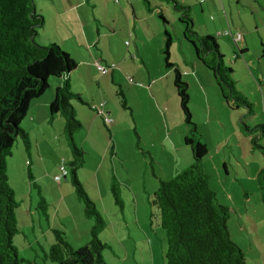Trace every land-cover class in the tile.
Returning a JSON list of instances; mask_svg holds the SVG:
<instances>
[{
    "label": "rangeland",
    "instance_id": "rangeland-1",
    "mask_svg": "<svg viewBox=\"0 0 264 264\" xmlns=\"http://www.w3.org/2000/svg\"><path fill=\"white\" fill-rule=\"evenodd\" d=\"M54 2L35 0L36 11L46 20L45 27L39 29L37 41L56 44L78 63L70 75L74 92L85 102L73 100L77 119L82 124L74 140L84 154V165L77 175L105 224L100 232L101 241L108 246L102 251L103 260L108 264H166V232L159 225L160 213L152 199L160 181H169L186 170L193 154L184 142L188 127L173 85L174 73L164 64L165 44L159 45L155 37L158 30L146 31L141 22H135L134 26L135 16H127L131 10L127 9L126 0ZM185 3L191 7L199 35L210 32L218 38V30L229 32L219 38L220 51L226 66L234 71L237 89L251 101L255 111L246 117L247 110H231L227 106L212 72L198 60L193 46L183 38L184 26L179 23L178 15L164 4L167 24L160 20L163 23L160 26L172 38L170 61L179 68L182 80L188 85L192 119L201 143L208 144L209 155L205 160H210L207 163L211 167L213 156L218 164V150L222 156L233 157L228 163L232 174L239 169L247 172L246 167L236 165L234 156L239 154V146L251 145V138L241 130L242 122L250 127L264 125V0H207L204 5L198 0H188ZM83 4V9L77 8ZM151 4L155 7L157 1L152 0ZM65 5L73 7L72 12L60 14L59 9ZM135 5L141 17L144 0ZM139 8L143 9L141 13ZM142 24L146 25L143 21ZM238 34L241 39L236 40L234 35ZM106 60L114 68V75L111 69L106 74L98 70L97 62L108 66ZM193 64L198 71H194ZM57 82L51 78L50 86L54 88ZM50 90L45 96L51 94ZM98 110H103L111 122L98 115ZM29 119L28 113L21 124L23 129L28 127ZM54 129L51 138L32 136L29 151L18 139L7 158L9 185L19 203L16 210L19 232L13 244L20 258L36 264H54L46 257L55 241L54 229L63 232L71 246L79 249L90 242L91 228L95 225L93 219L85 216V207L70 183L69 162L73 157L64 122L63 128L59 129L55 123ZM260 143L264 145V138ZM251 150L264 162L259 151L252 147ZM252 157L253 154L249 157L250 174L257 166ZM62 167L67 172L66 178ZM29 170L46 200L45 212L39 208V192L29 181ZM212 174L211 188L225 205L224 187H229L218 180L226 179L223 165ZM57 176L62 181L58 182ZM114 179L118 182L122 206L117 205L112 191ZM253 183L258 192L257 180ZM245 190H249L248 186ZM242 192L239 196L234 191L244 199ZM236 200L239 202L238 197ZM258 204L264 212V205ZM237 217L236 214L232 217L231 226L228 223L234 241L239 238L233 227ZM263 218L256 223L258 231L264 229Z\"/></svg>",
    "mask_w": 264,
    "mask_h": 264
},
{
    "label": "trees",
    "instance_id": "trees-1",
    "mask_svg": "<svg viewBox=\"0 0 264 264\" xmlns=\"http://www.w3.org/2000/svg\"><path fill=\"white\" fill-rule=\"evenodd\" d=\"M144 0L145 10L155 13L167 4L178 15L184 26L183 38L193 46L196 57L209 69L220 90L221 97L231 110L245 109L246 117L254 114L251 101L238 90L234 71L226 66L224 55L214 36L199 35L191 15V7L179 0ZM166 17L159 14L164 24ZM46 25L45 18L35 8V0H0V264H36L19 257L13 244L18 234L16 210L19 203L9 185L7 158L12 154L15 143L21 139L25 150H31L29 133L21 127L26 119L30 104L51 88L50 79H61L56 86L49 111L52 118L60 114L64 119V133L73 159L69 162L71 185L77 199L85 207V216L95 221L91 228V240L87 245L74 249L63 232L53 230L55 241L48 256L54 264H108L103 260L102 251L108 246L100 239L105 228L96 205L89 198L78 178L77 171L84 165L83 150L75 143L74 136L81 131L73 100L85 103L74 92L69 80L78 67L77 62L56 44H41L37 41L39 29ZM163 48L165 67L174 73L173 85L179 99L188 132L185 144L192 149V163L169 181L161 180L154 193L152 204L159 210V225L166 232V264H247L246 256L230 234V208L223 205L215 190L211 188L210 176L206 173L204 159L208 147L201 143L196 124L189 107L188 85L182 80L179 68L171 63L169 48L172 38L164 33ZM123 97V96H122ZM124 107L127 106L123 99ZM107 121L105 112L100 110ZM111 120V119H108ZM241 130L251 138V147L263 155L264 125L250 127L244 122ZM63 170L65 168L63 167ZM62 171V170H61ZM67 173V172H66ZM64 176V175H63ZM29 181L39 192V208L47 211L42 191L28 171ZM65 178L67 177L64 176ZM259 192L264 205V166L257 174ZM117 180L112 191L117 205L120 201Z\"/></svg>",
    "mask_w": 264,
    "mask_h": 264
},
{
    "label": "crops",
    "instance_id": "crops-1",
    "mask_svg": "<svg viewBox=\"0 0 264 264\" xmlns=\"http://www.w3.org/2000/svg\"><path fill=\"white\" fill-rule=\"evenodd\" d=\"M126 6L127 9L131 10L129 12V15L127 16H135L133 18V24L134 26L139 22H141V26L143 27L144 30L148 31V28L150 30H158V33H156L157 35H155V37L158 39V41L160 42L159 45H163V43L165 44V36L164 33L166 31H168L167 29H165V31L162 29V25L163 23L160 22L159 19V14L162 11V15L165 16L164 11L165 8H161V10H157L155 13H148L142 8H139V12H142L141 17H138L137 14V10H136V5L135 3H138L139 0H137V2L134 3V0H126ZM188 0H184V3L187 2ZM200 1L201 5L206 4L207 0H198ZM51 2L53 4H55L54 0H51ZM260 4L263 5V3ZM186 5V3H185ZM188 6V5H187ZM80 7H84L83 6H77V8L80 9ZM130 7V8H129ZM83 9V8H82ZM73 7H67L66 5L64 7H61L59 9L60 14H68L70 12H72ZM124 11V10H123ZM202 11L203 13L206 11L204 9V7L202 6ZM80 13V11H79ZM125 13V12H124ZM127 14V13H126ZM192 15V14H191ZM166 17V16H165ZM157 18V19H156ZM129 20V18H127ZM167 19V17L165 18ZM158 20V21H157ZM142 21L145 22V26L142 24ZM162 21V20H161ZM136 22V24H135ZM160 22V23H159ZM167 24V23H166ZM161 25V26H160ZM135 30H137L135 28ZM231 30H230V35L231 34ZM169 33V31H168ZM208 35L213 36L212 33L208 32ZM229 35V34H227ZM135 36H137V33H135ZM218 38H216L220 48H221V43L219 42V38H221L222 36H226V33H223L222 30H218ZM233 36V35H232ZM237 35H234V37ZM244 38V36L242 37V39ZM160 50H162L160 48ZM137 54L138 56H140V50H137ZM139 58H142V64H145V60L143 59L142 56H140ZM107 63V67L112 68V74L114 75L115 70L114 68L109 65L108 60L105 61ZM99 63V62H97ZM78 65V63H77ZM145 66V65H144ZM194 67V71H198L197 66L195 64H193ZM78 68V67H77ZM58 82L55 83L56 85L53 87H51L50 91L51 94L48 96H45V94L43 96H41L39 99L33 101L32 104H30L29 107V115H30V119H29V125L28 127L25 129L29 134V138L32 141V136H41L44 139L46 138H51L52 135L54 134V131H56L54 129V124L57 123V127L59 126L63 128V121L64 119L61 117L60 114H56L54 118L51 117L50 115V111H49V105H51L52 100L54 98V90L56 89V86L59 85L60 83H62L61 79H57ZM69 80L70 83H72V77L69 76ZM135 89H133L134 91ZM103 111V110H102ZM98 115H100V110H98ZM98 120V119H97ZM38 133V134H36ZM60 133V131H59ZM223 145V144H222ZM206 146H208V144L206 143ZM239 149V154H235L236 156H234L235 160H236V165L238 166H244L246 167V171L247 172H243V169H239L238 171H236L235 173H231L230 169L228 168V163L231 160H234L233 157L231 156H227L224 155L222 156L220 151H216V155L219 157L218 161L219 163L217 164L216 161L213 160V156H212V166L209 167L208 165V161L210 160H205L204 161V167L206 170V173L210 176V182L212 184V181L214 179L213 176V171L217 172L218 170L222 169V165L224 167V172H225V177L226 179H219L218 180L220 182H223L226 186L229 187V189H226L224 187V190H226L227 192V196L226 199H224L225 201V206L230 208V214L231 217H229V225L231 226V222H232V217H234V215L236 214L237 217V223H233V227L235 228V230H237L236 235L238 238V240H236L235 242H237V244L240 246V248L243 250L246 259H247V264H264V250H262V246L264 248V229L262 231L259 230L258 231V226L256 225V223H260V218L264 217V212L261 208V206H259V204L257 205V203H263L260 192H259V188H258V192L255 188V185L253 183L256 182L257 180V174L261 171V169L264 166V162H262L260 160V158H258L255 155V152L251 150V145H242L241 147H238ZM214 153V152H213ZM212 153V155H213ZM251 154H253V159L256 161V167H255V171L250 174V172L252 171L250 169V156ZM209 155V154H208ZM216 156V157H217ZM32 164H30L31 166ZM243 172V173H242ZM245 174V175H244ZM62 181V180H61ZM227 181V182H226ZM249 188V190H252V192H249V190H245V187ZM63 188V187H62ZM234 191L241 196V192L243 191L245 193V198L244 199H240L238 195H235ZM242 192V194H243ZM218 195V194H217ZM238 197V200H236ZM238 202V204H237ZM264 219V218H263ZM259 225V224H258ZM229 226V229H230ZM233 231L230 230V233L233 237L232 234ZM242 237V238H241Z\"/></svg>",
    "mask_w": 264,
    "mask_h": 264
},
{
    "label": "built area",
    "instance_id": "built-area-1",
    "mask_svg": "<svg viewBox=\"0 0 264 264\" xmlns=\"http://www.w3.org/2000/svg\"><path fill=\"white\" fill-rule=\"evenodd\" d=\"M227 34H229V32H226V35H227ZM235 38H236V40H239V39H241V35L238 34L237 36H235ZM97 68H98V70L101 71L103 74L108 73V70L112 69V68H109V67H107V66L101 65L100 63H97ZM107 121H108V122H111V120H108V119H107ZM61 170H62L63 175L66 176L67 173H66V171L63 170V167L61 168ZM56 179L58 180V182L61 181V178L58 177V176L56 177Z\"/></svg>",
    "mask_w": 264,
    "mask_h": 264
}]
</instances>
